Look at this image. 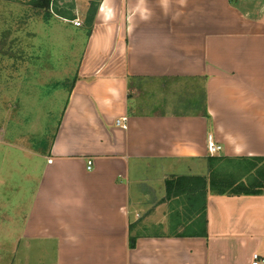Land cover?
<instances>
[{"label": "crops", "instance_id": "0c3cea01", "mask_svg": "<svg viewBox=\"0 0 264 264\" xmlns=\"http://www.w3.org/2000/svg\"><path fill=\"white\" fill-rule=\"evenodd\" d=\"M83 29L22 237L54 264H264V195L208 194L207 235L177 236L165 190L209 134L264 156V0H101Z\"/></svg>", "mask_w": 264, "mask_h": 264}, {"label": "rangeland", "instance_id": "374dc122", "mask_svg": "<svg viewBox=\"0 0 264 264\" xmlns=\"http://www.w3.org/2000/svg\"><path fill=\"white\" fill-rule=\"evenodd\" d=\"M88 1L56 0L46 15L30 0H0V264L55 263L53 249L23 238L22 227L45 162L42 156L76 78ZM54 9L68 17L74 12L80 26ZM143 172L146 180L162 175ZM170 204L181 207L175 200ZM186 224L179 230H186Z\"/></svg>", "mask_w": 264, "mask_h": 264}, {"label": "trees", "instance_id": "16d2710c", "mask_svg": "<svg viewBox=\"0 0 264 264\" xmlns=\"http://www.w3.org/2000/svg\"><path fill=\"white\" fill-rule=\"evenodd\" d=\"M101 0H89L84 24L90 33ZM51 3L56 0H30L29 5L49 14ZM53 4V5H54ZM57 15L74 19L54 9ZM207 174L173 175L165 180L166 199L181 203L179 210L174 208L173 218L179 225L188 227L177 236H206V197L208 194L241 196L264 195V156H207ZM222 168V171H221ZM183 202H179V200ZM180 220H183L181 224ZM134 239H130V246Z\"/></svg>", "mask_w": 264, "mask_h": 264}, {"label": "built area", "instance_id": "2783aa9c", "mask_svg": "<svg viewBox=\"0 0 264 264\" xmlns=\"http://www.w3.org/2000/svg\"><path fill=\"white\" fill-rule=\"evenodd\" d=\"M72 23L75 26H80L81 24L78 19L72 20ZM120 121H123V119L116 120V124L119 125L121 123ZM122 126L125 127L124 124H122ZM206 148H207L208 155H216L221 150V146L215 142L211 134H209L207 137V147ZM90 163L91 162H88V169H90ZM252 258H253L252 264H257L259 260V256L257 255V253H254L252 255Z\"/></svg>", "mask_w": 264, "mask_h": 264}]
</instances>
